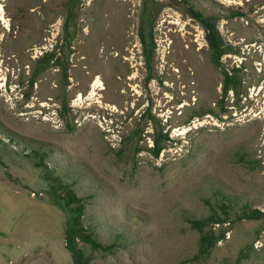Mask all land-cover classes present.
Listing matches in <instances>:
<instances>
[{
    "label": "rangeland",
    "instance_id": "rangeland-1",
    "mask_svg": "<svg viewBox=\"0 0 264 264\" xmlns=\"http://www.w3.org/2000/svg\"><path fill=\"white\" fill-rule=\"evenodd\" d=\"M66 2L0 0V264H72L34 149L115 244L81 243L88 264H264V219L236 218L264 210V0H189L216 18L221 66L184 0H77L68 40ZM210 213L224 238L200 254L190 220Z\"/></svg>",
    "mask_w": 264,
    "mask_h": 264
},
{
    "label": "trees",
    "instance_id": "trees-1",
    "mask_svg": "<svg viewBox=\"0 0 264 264\" xmlns=\"http://www.w3.org/2000/svg\"><path fill=\"white\" fill-rule=\"evenodd\" d=\"M187 4V13L190 17L196 19L205 32V39L211 50V56L213 62L217 66H221V57L223 54L229 52L226 47L219 30L216 25V18L212 15H204L202 11L195 8L192 4H189V0H184ZM77 4V0H67L66 2V15L63 22V32L62 36L65 40L71 37L70 28L74 26L71 22L73 9ZM139 38L143 44V52L145 53V61L148 63L149 52L152 49L151 43V32L144 31L143 24L139 27ZM60 46L55 44V46L46 51L41 57L37 59L38 70L45 69L54 62V58L57 59L56 55L59 53ZM62 74L65 79H67L68 74L66 67H62ZM223 81L222 88L224 93L227 90H233L236 95L239 93L237 90V84L240 80H236L237 77L235 71L231 73L230 71L222 68ZM12 138V137H10ZM168 139V138H165ZM163 140L161 138H154V145L151 149L155 156H158L160 150L163 148ZM35 157L39 160L34 162L35 167L41 171V176L47 182V187L44 190L45 194L58 205L65 217L64 223V242L65 247L70 253L72 264H88L89 258L84 253L81 243H85L90 246L92 250H102L110 251L115 244H105L103 243L95 233L88 229L83 224V215L85 211V202L89 196H80L73 186L65 181L61 175L56 173L54 170L50 169L47 162L44 160V153L38 149L32 150ZM222 211L226 214L227 210L225 205H222ZM237 219H264V210L254 208L243 209L237 216ZM226 221V217H221L215 213H210L203 218H194L190 220V225L192 228L199 231V242H198V252L200 254H207L210 249L221 239L224 238V231H213L211 229H206L217 223H223ZM241 251L239 255H241ZM240 258V256H239Z\"/></svg>",
    "mask_w": 264,
    "mask_h": 264
},
{
    "label": "bare ground",
    "instance_id": "bare-ground-1",
    "mask_svg": "<svg viewBox=\"0 0 264 264\" xmlns=\"http://www.w3.org/2000/svg\"><path fill=\"white\" fill-rule=\"evenodd\" d=\"M2 12H3V8L0 6V18H4L3 16H2ZM91 94L93 93V90H91V92H90ZM90 94V95H91Z\"/></svg>",
    "mask_w": 264,
    "mask_h": 264
}]
</instances>
